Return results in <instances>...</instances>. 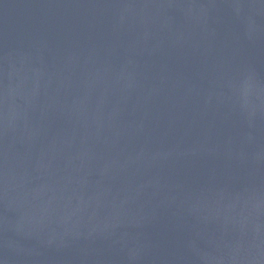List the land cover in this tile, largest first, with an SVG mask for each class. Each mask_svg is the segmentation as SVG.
Returning a JSON list of instances; mask_svg holds the SVG:
<instances>
[{
    "label": "water",
    "instance_id": "water-1",
    "mask_svg": "<svg viewBox=\"0 0 264 264\" xmlns=\"http://www.w3.org/2000/svg\"><path fill=\"white\" fill-rule=\"evenodd\" d=\"M0 264H264V0H0Z\"/></svg>",
    "mask_w": 264,
    "mask_h": 264
}]
</instances>
